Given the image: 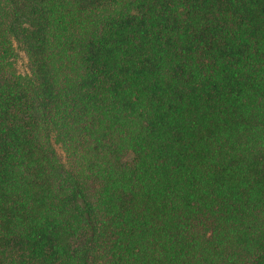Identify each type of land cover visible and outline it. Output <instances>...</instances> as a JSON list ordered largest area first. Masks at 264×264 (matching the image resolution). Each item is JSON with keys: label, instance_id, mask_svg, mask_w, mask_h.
Here are the masks:
<instances>
[{"label": "trees", "instance_id": "obj_1", "mask_svg": "<svg viewBox=\"0 0 264 264\" xmlns=\"http://www.w3.org/2000/svg\"><path fill=\"white\" fill-rule=\"evenodd\" d=\"M0 264H264V0H0Z\"/></svg>", "mask_w": 264, "mask_h": 264}, {"label": "rangeland", "instance_id": "obj_2", "mask_svg": "<svg viewBox=\"0 0 264 264\" xmlns=\"http://www.w3.org/2000/svg\"><path fill=\"white\" fill-rule=\"evenodd\" d=\"M16 51V60H15V70L18 75L28 76L30 73L29 59L24 50L20 47L18 43L14 45ZM55 148L61 158L64 161V154L58 145H55Z\"/></svg>", "mask_w": 264, "mask_h": 264}]
</instances>
